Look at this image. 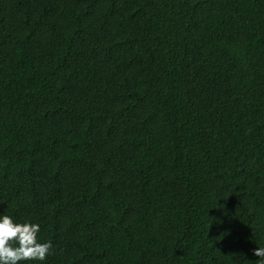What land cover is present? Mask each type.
<instances>
[{
	"label": "trees",
	"instance_id": "16d2710c",
	"mask_svg": "<svg viewBox=\"0 0 264 264\" xmlns=\"http://www.w3.org/2000/svg\"><path fill=\"white\" fill-rule=\"evenodd\" d=\"M0 214L44 264H261L264 0H0Z\"/></svg>",
	"mask_w": 264,
	"mask_h": 264
},
{
	"label": "clouds",
	"instance_id": "9594fccd",
	"mask_svg": "<svg viewBox=\"0 0 264 264\" xmlns=\"http://www.w3.org/2000/svg\"><path fill=\"white\" fill-rule=\"evenodd\" d=\"M40 225L32 222L18 223L9 215L0 214V264H21L36 261L44 264L50 255L51 243L40 242ZM261 264H264V247L253 249Z\"/></svg>",
	"mask_w": 264,
	"mask_h": 264
},
{
	"label": "bare ground",
	"instance_id": "6f19581e",
	"mask_svg": "<svg viewBox=\"0 0 264 264\" xmlns=\"http://www.w3.org/2000/svg\"><path fill=\"white\" fill-rule=\"evenodd\" d=\"M178 245V244H177Z\"/></svg>",
	"mask_w": 264,
	"mask_h": 264
}]
</instances>
